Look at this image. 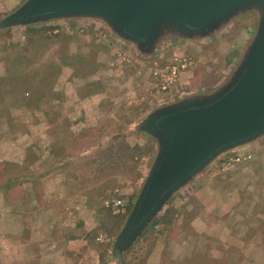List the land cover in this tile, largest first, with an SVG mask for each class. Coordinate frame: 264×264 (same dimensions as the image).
Here are the masks:
<instances>
[{"label": "rangeland", "instance_id": "374dc122", "mask_svg": "<svg viewBox=\"0 0 264 264\" xmlns=\"http://www.w3.org/2000/svg\"><path fill=\"white\" fill-rule=\"evenodd\" d=\"M26 1L0 0V21ZM254 19L251 15L242 17L202 41H185L166 35L160 39L156 51L151 55H141L134 45L117 38L106 25L92 19L54 20L0 29V175L2 171L6 172L5 180L10 175L13 177L12 174L16 175L12 171L22 167L16 161L23 157H12L10 148L27 145L30 149L29 163L24 160L23 164H28L27 167L34 171H30L27 177L23 176L26 179L22 181L33 183L35 189L20 192H27L28 198L31 195L34 204H37L39 216H42L41 213L54 214L53 224L48 221V215L39 217L34 223L29 221L25 238L18 237V234L13 237L15 242L3 238V245L0 243V264H118L111 261V248L123 224L115 230V234L110 235L102 226V219L107 210L127 216V209L132 206L156 153V142L136 130L135 126L165 102L179 97L166 100L159 90L157 92L153 67L167 62L172 54L188 55L196 62L192 69L195 72V90L191 92L212 88L233 70L242 47L254 32ZM66 56L67 64L60 61ZM37 91H41L44 101L51 99L50 96L57 98L56 108L47 109V115L40 114L37 108H31V97ZM22 94L29 95L26 97L30 98L27 107L19 98ZM109 145L118 151H125L127 146H138L139 153L134 157L137 165L131 164L130 172L138 168L141 178L132 182L128 177H106L108 175L102 170L100 177L105 181L112 178L118 181L102 205L104 213L98 228L91 230L98 243H93L91 248L96 249L78 261L73 252L65 255L57 247L60 234L57 237L53 234L57 231L54 226L59 223L55 213L57 211L59 216L64 217L68 205L66 202L57 204L56 197L61 191L57 192L58 188H54L60 180L62 183L59 184L64 185L61 171L67 167L91 161L98 163L102 169L103 162L96 156ZM259 160L260 154L257 152L251 165L244 163L232 173H218L219 160L211 167L215 172L213 180H230L236 184L252 182L254 192H245L242 197L253 195L261 200L264 192V160ZM38 167L39 172L36 171ZM90 175L85 178L88 184L94 179ZM74 177L78 178L73 174L72 179ZM44 178L46 181H41ZM128 191L133 193L130 199L125 198ZM243 191L246 190L241 189ZM189 193L186 190V194ZM186 194L178 196L184 198ZM111 200H121L125 206L114 208L106 205ZM171 201L167 206L173 204ZM255 210L253 208L252 211ZM250 212L246 210V213ZM255 213H264V206ZM3 217L0 215V239L5 235L4 228L9 226ZM60 223L63 224L62 221ZM158 225L156 230L153 227L149 229V241L154 245L163 244L166 239L163 236L166 227ZM76 238L72 236V239ZM26 243H31L30 253L10 252L12 246L20 250V246ZM76 243H80L79 238ZM137 246L139 243L134 244V249ZM129 257L130 254L125 256L126 262ZM165 257L164 253L162 261H165Z\"/></svg>", "mask_w": 264, "mask_h": 264}, {"label": "water", "instance_id": "95a60500", "mask_svg": "<svg viewBox=\"0 0 264 264\" xmlns=\"http://www.w3.org/2000/svg\"><path fill=\"white\" fill-rule=\"evenodd\" d=\"M254 16V32L218 85L165 102L135 126L156 142L143 184L115 237L111 261L125 255L172 198L222 156L264 138V0H27L0 29L65 19H92L151 55L164 36L212 37Z\"/></svg>", "mask_w": 264, "mask_h": 264}, {"label": "crops", "instance_id": "0c3cea01", "mask_svg": "<svg viewBox=\"0 0 264 264\" xmlns=\"http://www.w3.org/2000/svg\"><path fill=\"white\" fill-rule=\"evenodd\" d=\"M192 69L190 72L181 74L180 81L172 93L168 96H164L161 93L164 99H173V96H181L195 90V82L193 80L195 72ZM155 81L157 82L156 79ZM37 111L41 114L39 109ZM259 144L260 142L244 147V149H252L253 151H250L254 152L256 150L259 152ZM28 148L27 145H14V147L10 148L11 151L9 153L12 157L17 158L21 156L23 159L18 162L16 161L22 167H18L17 165L18 168L12 171L16 175L12 174L13 177L11 175L9 177L11 180L9 182V186L11 187L9 192L4 195L0 189V215L4 216L3 218L9 222V226L4 228L6 229V232L3 233L5 235L0 239L2 245L4 243L3 238L10 242H15L13 237L25 238L24 232L28 229L29 221L31 220L34 223L38 221L39 217L48 215V221H50V224H53L54 214L48 213L45 215L41 213L42 216H39L37 204H34L31 195L28 198L27 192H24V194L20 192L21 190L31 191L30 189H35L33 188V183L22 181L26 179L24 177H27L30 171H34L31 170L32 168L27 167L28 164L26 166L27 161L29 163L30 157L28 152L30 149ZM257 152L254 153L257 154ZM225 156H222L216 162L222 160ZM24 160H26L25 164H23ZM260 160H262L261 157ZM211 167L212 165L172 198V206L180 210V212L176 216V219L174 218L167 228H164L166 232L163 235L166 238L165 242L154 245L153 251H151L147 258V264H150V262L153 264H264V213L253 214L251 211L260 202V199H257L253 195L245 198L242 197V195L245 196V192H254L253 183L250 182L245 187L242 185L243 182L236 184L230 180L226 182L214 181L215 172H213ZM239 167L240 165H237L233 170L227 172L232 173L238 170ZM39 169L38 167L36 171L39 172ZM61 172L63 173L65 183L62 186L59 184L62 183L61 180L60 182H56L58 186L54 190L58 188L56 191H61L57 195L58 197H56L57 204L66 202L68 210H66L64 217L59 216L56 211L55 215L59 223L54 226L57 231L53 232V234L56 237L60 234V241H58L60 243L57 244L60 251H63L65 255L73 252L76 259L82 261L84 259L83 256L91 254L96 249L91 248L93 243L94 245L98 244L94 239L95 235H91V230L98 228V223L104 213L102 205L114 187V183L118 180L112 178L105 181L104 178L100 177L102 172L101 166L91 161L85 164L80 163L74 167H67L65 170L62 169ZM219 172L222 173L220 170ZM90 173L92 174L90 176L94 177V179L88 184V179L85 178ZM73 174L78 176L79 179L81 177L82 180L79 181L75 177L72 179ZM1 175L0 183L4 181L3 178L6 172L3 173L2 171ZM201 180L204 182H197ZM41 181L45 182L46 179L44 178ZM241 189H245L246 191L241 192ZM186 190L193 194L189 193L187 195ZM184 194L187 197L180 198L178 196ZM132 195L133 193L131 194L128 191L125 198L130 199ZM261 196L262 198L264 197L263 194ZM262 198L261 204L264 205V199ZM246 210L251 211L252 214L248 216ZM163 211L159 216H161ZM30 215H33L32 218ZM34 215L36 216L34 217ZM1 220L2 218L0 219V227H2ZM257 224L259 225L257 226ZM149 229L142 234L135 245L140 243L144 234L150 231ZM16 234L18 235L15 236ZM72 236L79 238L80 243L77 244V238L72 239ZM97 237L98 235L96 239ZM91 238L93 239L90 240ZM26 245L28 244H22L20 250L12 246L10 252L25 251L30 253L29 245L31 243L28 246ZM133 249L134 247L125 256L131 254ZM5 251H8V249ZM164 253L166 257L164 258L165 261H162ZM171 259L173 260L172 263H170ZM125 262L126 260H124V264Z\"/></svg>", "mask_w": 264, "mask_h": 264}, {"label": "trees", "instance_id": "16d2710c", "mask_svg": "<svg viewBox=\"0 0 264 264\" xmlns=\"http://www.w3.org/2000/svg\"><path fill=\"white\" fill-rule=\"evenodd\" d=\"M67 58H68L67 56L62 57L60 61L67 64ZM26 97H29V95L24 96L22 94L19 97L21 100V103L23 104V106L25 105V107L28 106L26 103L28 102V100H30V98H26ZM50 98L51 99L44 101V97L41 96V91H37V94H34L33 97H31V99H33L31 108L32 109L37 108L39 109V111H41V114L47 115L48 114L47 109L53 110L54 108H56V105H57L56 103L57 98L53 96L52 97L50 96ZM128 148L129 147L127 146L125 148V151L124 150L118 151L116 148L111 147V145H109L107 146L106 149H102V151L96 156L97 159L103 162L102 170L106 175H108L106 177H113V176L128 177V179L132 182L137 181L139 178H141V172L138 170V168L134 172L132 173L130 172L131 164L137 165V163L134 161V157L135 155L137 156L140 149H138V146H136V148H129V149ZM251 162H249L248 165H251ZM10 181H11L10 178H8L7 180L4 179V181H1L0 183V189L2 190V193L4 195L9 192V189H11V187L9 186ZM248 183L249 182L244 181L242 185L246 187ZM254 190H255V187L253 188V191ZM262 199H264V197ZM261 203L262 201L260 200V202L255 206L256 207L254 208L256 209L255 212H257L261 207L264 206ZM129 209L130 208H128L127 210L129 211ZM179 212L180 210L174 208L172 204L168 205L164 209L161 216H159L154 221L151 228L154 225H158V224H161L167 228V226L178 215ZM252 212L247 213L248 216L251 215ZM255 212H253V214ZM105 213L106 214L104 218L102 219V226L104 227L105 231L108 232V234L113 235L115 234V230H118L123 224L126 214H121L119 212H113L110 210H107ZM258 225L259 224H257V226ZM148 235H149V232H146L144 234V236L142 237L139 243V246H137V248H135L131 252L130 257L127 259L126 264H146V259L148 258V256L150 255L152 251V248L154 247L153 242L149 241ZM172 261L173 260L171 259L170 263H172Z\"/></svg>", "mask_w": 264, "mask_h": 264}, {"label": "built area", "instance_id": "2783aa9c", "mask_svg": "<svg viewBox=\"0 0 264 264\" xmlns=\"http://www.w3.org/2000/svg\"><path fill=\"white\" fill-rule=\"evenodd\" d=\"M196 65L195 60L185 54H173L170 59L163 64H156L153 68V77L157 80L156 86L159 92L168 96L172 93L177 84L180 81L182 73L190 72L192 68ZM258 145L260 157L264 160V138L261 139ZM257 142V143H258ZM255 158V153L246 150L239 149L233 153H230L220 160L219 170L221 172H227L234 169L237 165H242L253 161ZM106 205H111L114 208H122L125 206L124 202L121 200H111ZM159 225H154L153 229L156 230Z\"/></svg>", "mask_w": 264, "mask_h": 264}]
</instances>
